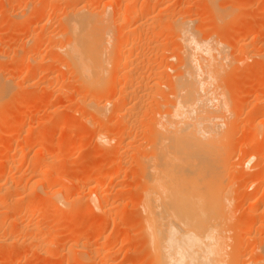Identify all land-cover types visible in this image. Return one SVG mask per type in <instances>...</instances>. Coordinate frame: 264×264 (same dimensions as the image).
Wrapping results in <instances>:
<instances>
[{
	"label": "bare ground",
	"instance_id": "obj_1",
	"mask_svg": "<svg viewBox=\"0 0 264 264\" xmlns=\"http://www.w3.org/2000/svg\"><path fill=\"white\" fill-rule=\"evenodd\" d=\"M57 1L59 0H56V2ZM95 1L99 0H94V3ZM169 1L170 0H107L102 5V8L97 10L96 6L89 7L81 5L83 4V0L76 1L77 3L74 5H70L72 3L68 0L69 5L66 3V8L61 5V8L66 9L65 11L63 10V16L59 19L57 15L59 22L57 21L58 19L56 21L58 27L59 25L60 27L57 31L56 28L55 31H52L46 36V45L48 49L50 48V54L47 60L44 59V55L42 56L40 53L38 47L40 44L39 39L34 40L31 38L32 40H26L27 42L22 44L23 46L21 49L23 53L30 54L28 59H25L29 60L28 63H30L31 60L32 64L34 63L37 69L48 70V68L51 67L53 72H56L54 74L51 70V74L49 75L50 78L41 83V87L46 90L53 85L56 87L57 84L55 85V83H60V86H57L56 90L53 91V93L56 92L55 95L46 94L45 92L40 93L43 94L41 95L43 98H46V102L57 99L63 95L64 97L65 95H72V97L75 95V100L73 101H75L74 103H76V105H73L72 111L69 109L70 112L68 111L69 114L66 119L67 123L64 122L65 124L63 123L64 125H62V127L66 128L67 125H72L73 123H75L74 125L78 124L81 128H87L89 126L97 127L98 129L94 137L97 144L99 143L98 145L101 148V152L103 151L102 149H108L107 145H110L112 141L116 140V143L114 142L115 146H110L115 148V152L113 154L111 153V161H109L110 165L108 164L109 167L107 172H103L100 168H97V166L92 168H96L97 172L93 170L94 174L88 172V174H86L84 172L82 173V171L76 174L61 173L57 170V166L66 161L67 157H62L66 155V151L62 156L56 155L55 157V155H53L49 158H45V154L40 152L38 156L29 160V164L37 169V174L34 176L37 178H35L36 180L31 186H27V189H23L25 190L24 192H28L32 197H35L37 194L35 187L39 186V188H41V193L39 195L41 196L36 202V208L37 206L39 208L43 205H50V207L54 206L56 211L63 212L65 209H68L69 195H71V192L61 191V189H56V187L63 182L71 183L73 188L83 186L86 187L87 190L86 199L89 204L88 210L98 211L104 218H112V216H114V218L116 217L119 219L118 217L121 218L122 216H120L121 212L119 216L117 215L118 213L116 214L117 216L112 214L115 211V207L113 206L114 200L111 197L112 193L108 191L107 193L102 187L106 184L105 178L106 181H111L109 178L114 175H125L128 173L127 171L130 166L131 171L130 169L129 171L132 173V178L138 180L135 182L137 184L134 187L136 190L134 191L138 198L137 202L135 201L134 203L136 204H133L130 201L131 205H136L138 214H135L137 217L129 219V224H135L134 227L141 232V237L139 234L138 236L141 239L140 244L143 247V250L141 249V254L143 256L142 258L140 256L139 262L142 264H245V259H242L243 257L241 254V250L243 249L241 247L242 242L239 243L238 246L237 242H239V239L238 241L235 239L239 235L235 238L234 234L232 236L228 235L229 230L231 231L230 227L233 228V226L237 224L235 222H233V226L230 224L233 218V211L231 209L232 203L229 198H231L230 196L232 194L230 193L231 195H229L231 190L229 187L230 183L228 182V187L230 188V190H228L229 188L223 185V181L224 179L227 180L230 178V176L229 178H227V176L232 171H230L231 163H229V155L232 154L234 149L238 146L242 147L246 145V147H249L250 149H245L244 147L248 152L243 148H238L239 150H243L237 151L239 153L238 156H240V153L242 155V153L245 152V154L243 153V158L241 156V161L243 160L241 163L243 164L244 162L245 167L241 165L243 170L238 168V171L241 170L240 174H242V176H239V172L235 174L234 170L232 171L234 174L231 173V175H235L234 177L232 176V178L236 179V177H241L244 180L246 179V177L243 178L244 173L245 176L248 177V180L250 178L249 182H251L248 184V188L253 190H251L250 195H248L251 202L249 201V211L244 220V230L250 232L255 224H253V222H255L254 220H258L255 218L257 216V209L264 203V169L256 171L258 166H264V109L258 108V110H254L252 108L254 113L256 111L255 119L258 120L253 122L254 115L248 120L249 125H247L246 128L248 127L249 133L245 139H242V142L240 141V145H238V143L235 145V148H233L231 152V148L229 150L227 148L229 146L227 145H229V142H232V138L234 139L233 132L236 134L234 130L238 128V125L232 123V116L236 115L235 111L240 110L241 104L244 103L240 99V97H242L241 94L240 96L237 94L238 92L241 93V91H239L241 87H239V84L241 81H239V83L237 80L245 76L242 75V77H240L239 75V77L237 76L238 78L235 77V81L232 79L234 78L233 75L231 77L232 82H237L236 85H238V87L236 85L232 86L234 90L235 87L238 88L232 92L234 95L237 94V96H239L238 100L235 102L231 95L227 96L225 93V85L223 88L224 77L230 76L229 73L228 75L224 73L227 72V67H230L232 64V55L228 52L226 44L221 41L219 42V40L217 42L214 39V33H206L208 35L205 34L203 37L201 36L204 30L198 28V25L195 26L197 16L192 12V16H188V12H190L189 2L187 5L180 7L181 9H177L179 11H174L175 13H173L169 8ZM89 2H92V0H89ZM22 3L24 4V2ZM198 3H204V6H208V8L206 7L208 10L206 9V11H204L206 12L203 14L205 15L204 17H209L215 22L217 28L219 26L222 28L221 24L225 20H223L222 8L217 5L216 1L198 0L195 4ZM27 7L28 5L26 2L25 5H23V11L28 10ZM44 8L45 7L38 11L29 12L28 15L24 12L22 15L26 16V20L28 21L31 17L35 16L37 12L42 15L46 14L48 10ZM157 9H159L158 11L163 16L161 15V17L158 18V16H153V13L151 15V12ZM169 10L172 14L168 13ZM262 15L260 17H262ZM246 18H248V16ZM248 20L249 19L246 21ZM248 24L249 23H247V25ZM252 25L254 26V24ZM252 25H248L246 28L243 26V28L250 32L249 30L252 29ZM213 28L212 30L215 31ZM31 35L32 34L29 35V38ZM163 36H165L166 40L172 42L169 44V48L171 49L173 47H171V45L175 44L174 48L171 50L167 48V43H169V41H165L166 45L162 44L164 41H158V38L161 37L159 39H162ZM5 39H2V41L0 40V44H4L7 39L9 40V38ZM253 42L255 41L253 40ZM145 49L149 54L142 52ZM12 51L16 53L17 50L14 51L13 49ZM249 53L243 52L241 54V59L254 54V52L251 54ZM255 55L252 57H255ZM40 57L42 58L39 59ZM1 61L0 59V63ZM51 62L54 64L57 63L56 65L59 64L57 70L54 65L49 66ZM32 64L28 66L26 64L27 68H24L25 65L22 64L25 70H18V68H16V70H12V75H9V71L7 72L8 74H6L5 68L4 70L2 68L6 65L3 66L2 63L0 64L2 65L0 66V100L2 98L6 100L8 98V89L17 86L15 85L17 77L26 74L29 75V73L32 74L33 70L30 71L31 66L32 69L34 68ZM261 66H264V64ZM1 69L5 72L2 73ZM249 76L251 77V79L250 77L249 79L255 82L259 79L254 77V74ZM23 77L25 76H22V79ZM26 78V80H28L27 76ZM67 78L68 80H73H70L75 86V88H72L77 90L73 92L71 88L72 90L70 89V91L72 94H69V85H64ZM227 79H229V77H227ZM257 82L259 85L258 87L264 88L263 80H258ZM39 96H35V101L39 100ZM228 97L229 99L230 97L232 98L231 101H233L234 104L229 101ZM15 100H17V98H15ZM25 100L27 101V99ZM229 102L234 105L233 109L230 108L231 104ZM262 103H264V97L262 98ZM109 111H111V114H109L108 117H115V119L119 120L117 121L118 123L111 122L113 121V117H110L112 120L105 119ZM24 116L20 119L21 122L25 120ZM15 118V121L19 119L17 117ZM15 121H13L15 125H18L19 121H17V124ZM11 125H7L9 128V130H7L9 136L16 127L13 126L14 124L12 123ZM10 126L14 128L12 129ZM114 128L117 129L119 133L118 139L117 137L111 139L109 136V134H112L111 132ZM95 129L96 128H94V130ZM138 130L143 135V141L145 140V143L143 144L142 142L140 145L136 143L137 147L134 148V152L132 154L128 152V155L123 151L125 157H122L121 155H123V152L121 154L120 149H123V142L126 143L125 146H129L135 138L133 137L132 139V136H135L134 133ZM44 132H47L45 136H49V131L45 130L43 133ZM236 132L238 131L236 130ZM40 136H42V133L37 136L38 140L43 138ZM46 138H44L45 141ZM38 140L34 139V141ZM42 141L45 142L44 140ZM71 141L72 140H70V142ZM134 142H136L135 139ZM38 143H40V141ZM20 146L22 145L16 143L15 152L11 156V160L9 159V162L19 163L25 159L26 149L24 146ZM5 151L6 150H4V152ZM210 155H212L213 159H211ZM47 156H49V154ZM8 158L9 157L5 156L2 159L1 157L0 162L2 165L6 163L4 165L6 166L8 164ZM99 164L100 162L98 165ZM123 164L126 165V167L123 168ZM249 164L251 167H248ZM132 165L134 169L131 168ZM6 167L3 168L6 169ZM4 169L1 168L0 171L3 170L4 173ZM231 169H233V167ZM253 170H255V174L252 173ZM206 171H208V175L206 174L207 181L210 182L213 179V182L208 185L206 184V189L205 187L202 189L204 186H202L203 183L201 184V180H203L202 175L205 178ZM13 176L11 178H13ZM224 183H227V181ZM1 186L2 183H0V191L2 192L3 187L1 188ZM116 188H114L113 191L116 190ZM204 190L208 191L205 192V195L202 193ZM120 191L122 190L119 189L118 192H116L119 193ZM1 194L2 193H0V195ZM132 195L133 194L129 196L130 199L127 197L128 201L134 198ZM208 195L209 199L207 200ZM18 199L20 200V198L9 199L10 201L8 200L9 203H7L5 199L4 202H2L3 199L0 198V207L3 206L2 214L5 215L3 216L6 219L9 217L10 213L17 214L16 211L19 207L17 206L19 202ZM110 201L113 202L109 203ZM115 201L117 202L116 198ZM114 205L116 206L115 203ZM21 207L22 206H20L18 211H21ZM262 207L264 211V205ZM27 209L25 210L30 211L29 208ZM78 210H80L79 206L73 205L70 207L72 213ZM4 217L0 219L1 228H3L5 223ZM126 219L128 220V218ZM208 220H210L211 224L210 226L208 224V226L205 227L207 229H205V222ZM45 222L46 221H43L40 226H37V228L39 227L38 230L33 231V228L31 233L28 234L25 233L26 231L23 227V225L26 226V224L21 225L19 221L14 219L11 221L9 220V224L3 229H6L11 236V232L16 230L18 233L14 235H17V237H11V239L20 236L26 239V241H29V247L31 249L38 246L37 248L40 250V246H44L41 244H45L46 242H50L51 245L55 244V239H51L52 232L49 231L46 226L47 223ZM114 224H116V222ZM100 226L101 225L98 227L100 228ZM203 228L206 230L204 236L202 233L204 231ZM234 231L232 233H234ZM53 236L55 238L54 234ZM100 240H98V243L94 246H87L88 244H83L82 242V244L79 242L80 245H75L76 252H74L75 255L73 258L79 260L77 261L78 264H90V260L94 262L95 259L93 260L92 258L93 254L95 256H100L98 257L99 260L96 259L98 261H95L97 264H113V262L117 260L115 258L113 259L109 254L112 249L110 250V246L106 244L107 242ZM110 245H112V243ZM261 246L260 249L262 250H259L261 253L256 254V256L252 253L255 257L252 261H249V264H264V247L261 248ZM72 247L74 248V246ZM256 247H258V245H256ZM42 249L44 248L41 247V250ZM258 249L254 251L250 249V252H257ZM31 251L24 254L23 258H31ZM1 253L3 252L0 251V254ZM15 254H20V252L18 251ZM252 257H250V259ZM89 261L90 263H88Z\"/></svg>",
	"mask_w": 264,
	"mask_h": 264
},
{
	"label": "rangeland",
	"instance_id": "obj_2",
	"mask_svg": "<svg viewBox=\"0 0 264 264\" xmlns=\"http://www.w3.org/2000/svg\"><path fill=\"white\" fill-rule=\"evenodd\" d=\"M69 1H70V3H72L70 5H74L77 3L76 1H80V0H69ZM106 1L107 0H99V1H95V3H94V0H92V2H89V0H83V4H81V5H85V6H89V7L96 6L97 10L98 9L100 10L102 8V5ZM196 1H198V0H195V2H194V0H192V1L191 0H170L169 1V4H170L169 8L173 13H175L176 11H179L177 9H179L183 5H187L189 2L188 5H190V8H189L190 12H188V16L189 15L192 16V13H194V15L197 16V19L195 21V26L198 25L197 26L198 28H201L204 30V32L201 33L202 34L201 36L203 37L206 33H208V34L214 33V39L217 42L219 40V42L221 41L224 44H226V48L228 49V52L231 53L230 55H232L231 56L232 57V64L230 65V67L229 66L227 67V69H226L227 72L224 73L225 75L226 74L228 75V73H229L230 76L224 77L225 84L223 82V88L225 85V88H224L225 93L227 94V96L231 95V97L234 99L233 101L236 102L238 100V97L241 94L242 97H240V99L242 100V102H244L243 104H241V109L235 111L236 115L232 116L233 118L231 117L235 121L234 122L232 120V123H234L235 125H238V128H239L238 129L236 127L237 129L234 130L236 134H234V132H233L234 139L232 138V142L231 143L229 142V145H227V146H229L227 148L229 150L231 148V152H232V149L235 148V145H237V143H238V145H240L239 144L240 141L242 142V139L243 138L245 139V137L249 133L248 127L246 128V126L249 125L248 120L253 115H254L253 116V122H256L258 120V119H255L256 118V114H255L256 111L254 113L253 109L254 110L255 109L258 110V108L264 109L263 108L264 103H262V98L264 97L263 96L264 95L263 94L264 88L258 87L259 85L257 82L258 80H261V81L263 80V82H264V66H261L262 64H264V57H263L264 56V14H263L264 13V0H215L217 5L220 8H222L223 20H225L221 24L222 28H221V26H219L220 29H219V27L217 28V25L215 24V22L212 19H210L209 17H204L205 15H203V14L206 13L204 11H206L208 6L207 5L204 6L203 5L204 3L203 4L202 3L195 4ZM22 2H24V4ZM26 2L28 5V7H27L28 10L23 11L24 10L23 5H25ZM53 2H56V0H0V40L2 41V39L9 38V40L7 39V41H5L4 44H0V55H1L0 59L2 60L1 63L3 66L6 65L5 67H2L3 70L5 68L6 72L1 69L2 73L5 72L6 74L9 73V75L10 74L12 75V73H11L12 70H16V68H18V70H20V69L25 70V69H23V65H25L24 68H27L26 64H27V66L29 64H32L31 60H30V63H28L29 60H25V59H28V56L30 54L28 55L25 52L23 53V50L21 49L23 46L22 44H24V42H27L26 40L29 41L31 38L34 40L35 39L40 40V44L38 45L40 53L42 54V56L44 55V59H46V60L48 59V55L50 54L49 53L50 48L48 49V47L46 45V42H47L46 36H48L47 34L51 33L52 31H55L56 28H57L56 29V31H57L58 28L60 27V25L58 27L57 21L59 22L60 17L63 16L62 15L64 13L63 10L64 11L66 10L64 8H61L62 7L61 5H63L64 7L67 4L69 5L68 0H59V1H57L59 3L56 2L57 4L53 3ZM64 3H65V5H64ZM51 4H53V5H51ZM48 6L50 7V9ZM43 7H45L44 8L45 10H48V12L46 11L47 13L44 15L37 12V14L35 16L31 17L28 21L26 20V16L22 15L24 12L28 15L29 12L36 11V10L38 11L39 9H43ZM158 10L159 9H157L154 12L150 11L151 15L153 13V16H158V18L161 17L162 14ZM170 10L168 11V13L172 14V12ZM199 13H200V15H199ZM261 15H262V17H260ZM247 16H248V18H246ZM247 19H249V20L246 21ZM247 23H249L248 25L254 24V26L252 25V29L249 30L250 32H248L247 29H244V28H246V26H248ZM243 26H244V28H243ZM203 27H205V28H203ZM213 27H215V28H213ZM212 28L215 31H213ZM30 34H32V35L29 38ZM208 34H206V35H208ZM215 35H216V37H215ZM159 38H161V37H159ZM159 38H158V41L159 40L160 41L162 40V42L164 41V43L161 42L163 45H166L165 41H167V42L169 41V43H167L168 47L167 46L166 47L167 48L170 47L169 44L172 43L170 40H166L165 36H163L162 39H159ZM253 40L255 42H253ZM174 45L175 44L171 45V47L173 46L172 48H174ZM13 49H14V51L17 50L16 53H14L12 51ZM171 49L169 48V50H171ZM142 52L145 54H149V52L146 49ZM243 52H247V53L250 52L249 54L254 52V54H252V56L255 54L256 55H255V57H252L250 55L247 58L241 59V54ZM41 58L42 57H40L39 59H41ZM22 60H23V62H22ZM25 62H26V64H25ZM56 64L51 62L49 64V66L54 65V67H56L55 69L57 70L59 67V64L58 65H56ZM2 65H0V66H2ZM32 65L34 67L33 69H32V66L30 67V71L33 70L32 74L29 73V75H27V74L22 75V76H25V77H23V79H22V76L17 77L16 78L17 84L15 83V85H17V86H15L14 88L8 89V91H7L8 98L6 100H5V98H2L0 100V161H1V157H2V159L5 156L9 157L8 158V164L6 165L7 167L4 166L6 163L2 165V163L0 162V165H1L0 169L1 168L4 169L6 167V169H4V171H5L4 173H3V170L0 171V172H2V173H0V183H2L1 188L3 187L2 192L0 191V193H2L0 195V198L3 199L2 202H4V199H5V201H7V203H9V201H10L9 199L20 198V200L18 199L19 202L17 203L18 204L17 206H19L18 209H20V206H22L21 211H18V209H17V211H16L17 214L16 213L14 214L12 212L14 215L10 213L11 215L9 214V217L6 216L7 219L4 217L5 215L2 214V210H3L2 207L3 206L0 207V209H1V211H0L1 212V214H0L1 218L0 219H3V217H4L5 223L3 220V223H4L3 228H5L9 224V220L11 221L12 219L19 221V223H21V225L26 224V226L23 225V227L26 231L25 232L26 234L31 233L33 228H34L33 231L38 230L39 227L37 228V226H40L43 221H46L45 223H47V225H46L47 228L49 229V231L52 232L51 233L52 234L51 239H55L54 240L55 244L51 245V243L48 242L50 244L49 245L46 242L45 244H41L44 246H40V250H39V248H37L38 246H36V248L33 247V249L35 250L34 251L33 249H31L29 247L30 244H29L28 240L26 241V239H23L20 236H18V238H12L14 240L11 239V237H17V235H14V234L18 233L16 230H13V232H11L12 233V236H11V234H9L6 229H3L0 227V236H1L0 251L3 252L0 254V264H78L77 261H79V260H75L73 258L75 255L74 252H76L75 245L76 244L78 245L80 242V244L83 243V244H88L87 246H94L96 243H98L97 241L100 239H101L100 241L107 242L106 244L110 246V250L112 249L109 254L111 255V257H113V259L114 258L117 259L113 262V264H129V263L130 264H142L141 262H139L140 256H141V258L143 256L141 254V252H142L141 249L143 250V247L140 244L141 232L138 231V229L136 227H134L135 224H132L133 226L131 224H129L130 223L129 219L137 217V215H135V214H138V211H136V205H131V203L136 204L134 202L135 201L137 202V199H138L136 196V192H135L136 190L134 189L135 185L137 184L135 182H137L138 180L132 178V175H131L132 173L130 172L131 171L130 166H129L128 171H127L128 173H126L125 175L124 174L123 175L122 174L121 175L120 174L114 175L111 178H109V179H111V181H106V178H105L104 180H105L106 184H104V186L102 187V189L104 191H106V192L108 191L109 193H112L111 197L114 200V202L113 201L112 202H113V206L115 207L114 208L115 211L112 214L115 216H117V215L119 216V213L121 212L120 216L121 215L122 216H121V218L118 217L119 219H117L116 217H115L116 218L115 219L114 216H112V218H110V217L104 218V217H102L100 212L88 210L89 204H88V201L86 199L87 198L86 197V194H87L86 187L82 186L79 188H73L72 184L69 182H65V183L63 182L62 184H60L56 187V189L59 188V190L61 189V191L64 190L65 192H68V191L71 192L70 193L71 195H69L70 198H69L68 209H65V210L63 209L64 210L63 212L62 211L61 212L56 211L55 207L54 206L50 207V205H46V206L43 205L42 207H39L40 209L38 208V206L36 208V202L41 196V195H39L41 193V188H39V186L35 187V189H36L35 191L37 192L38 195L35 193L36 195L34 194L35 195V197L33 196L34 198L28 192H24L25 191L24 189H27V186L28 187L31 186V184H33V182L36 180L35 178H37V177H34L37 174V169L35 167H32L29 164V160L35 156H38L40 152H43L45 154V158L46 157L49 158L50 156H53V155H55V157H56V155L62 156L63 154H65V151H66V155L62 156V157H67V159L65 161L66 163L64 162L65 164L62 163L61 165L57 166L58 167L57 170L61 173L64 172L66 174L67 173H69V174L75 173L76 174V173H80L79 171H82V173L84 172L86 174H88V173L91 174L94 171H96V168L95 169H92V168L97 167V166H98L97 168H100V170H102L103 172L104 171L107 172V169L109 167L108 164L110 165L109 161H111V153L113 154L115 152V148H112L110 146L114 145V142L116 141V140L112 141L110 145H107L108 149H106V150L102 149L103 151L101 152V148L98 145L99 143L97 144L96 139L94 137V135L98 129L97 127H90L89 126V127H87L88 129L86 127L81 128L78 126V124L74 125L75 123H73L72 125L71 124L67 125L68 127L65 125L66 128L62 127V125L67 123L66 119H67L68 114L70 112L69 109L72 111L73 105L74 104L76 105V103H74L75 101H73V100H75L74 99L75 95L73 94L74 95L73 97H72V95H65L66 98L63 95L61 97H58L57 99L46 102V98H43L41 96L43 94H40V93L45 92L46 94H51V95L54 94L55 95L56 92L53 93V91L56 90L57 86H60L59 85L60 83H55V85L57 84L56 87L53 85L52 86L53 88L50 87L47 90L43 89L41 87V83L45 82L47 79L50 78L49 75L51 74L52 69H51V67L48 68L49 67L48 66L47 67L48 70L47 69L41 70V69L35 68L34 63ZM13 67H15V68H13ZM56 70H54V71H56ZM46 71H48V72H46ZM52 72H53V70H52ZM53 73L55 74L56 72H53ZM6 74H4V75H6ZM253 74H254V77H257V79L259 78L256 82L253 80H250L251 77L249 75H253ZM232 75L234 77V78H232V79H234V81H235V77H237V76L239 77V75H240V77H242V75L246 77V78L245 77H242V78L237 77L238 78L237 82L241 81V83L239 82L240 84L238 83L239 87L241 86L239 89V91H241V93L236 91V92H238L237 94H239V96H237V94L234 95L232 93L236 89H238L237 88L238 85H236L237 82L236 83L232 82V79H231ZM26 76L28 77V80H26L27 79ZM227 77H229V79H227ZM249 77H250V79H249ZM252 78H253V76H252ZM66 80L68 82L65 81L64 85H66V84H67V86L69 85L68 87H70V88L68 89V87H67V89L69 90V94H70L71 93L70 89L72 87L75 88V86H74L73 82H70V80H72V79L68 80V78H67ZM53 84H54V82H53ZM233 85L237 86V87H235V90H234V87H232ZM231 89H232V91H231ZM72 91L75 92L77 90L73 89ZM67 93H68V91H67ZM39 94H40V96H39ZM37 95L40 98H39V100L35 101V96L37 97ZM231 97H230V99L228 97V99L230 102H232V104H234L233 101H231V99H232ZM15 98H17V100H15ZM25 99H27V101ZM232 104H231L230 108L233 109L234 105H232ZM109 114H111V111H109L107 113V116L105 117V119H109V120L113 119V121H111V122L118 123L117 121H119V120L115 119V117H113V116H110V117H113L112 119H110V117H108ZM12 116H13V118H12ZM22 116L25 117V120L21 122L20 119L22 118ZM15 117H17L19 119L15 121L14 120V119H16ZM236 117H237V120H236ZM246 117H247V120H246ZM13 121H15L16 124L18 123L17 121H19V124L15 125V123ZM236 121L237 122L239 121L238 123H241V124H238ZM11 123L14 124L13 126H16L17 128L11 127L12 126ZM115 123H113V124H115ZM243 123H245V124H243ZM9 124L11 125L10 127L12 129L14 128L12 131V134H10V136L7 133V130H9L7 125H9ZM21 124H22V126H21ZM244 125H245V127H244ZM11 128H10V130H11ZM94 128H96L95 129L96 131L94 130ZM115 128H114V130H112V132H111L112 134L111 135L109 134L111 139L116 138V137L118 139L119 133L117 132V129H115ZM45 130L49 131V133H48L49 136L48 135L45 136V134L47 133V132L43 133V131H45ZM236 130L238 132H236ZM137 132L134 133L135 136L134 135L132 136V139H133V137H135L134 139L136 140V142H134V139H133V142L135 144L132 142L131 144H129V146H125L126 143L123 142V144H122L123 149H120L121 154L123 151L126 152L127 154H128V152H129V154L130 153L132 154L135 150L134 148L137 147L138 143H139V145L142 142H143V144L145 143L144 142L145 140L143 141L144 138H143V135L141 134V132L139 130ZM6 133H7V135H6ZM40 133H42V136H40V137H43V138H40L41 140H38L37 136ZM31 136H32V138H31ZM44 138H46V141ZM34 139H36L38 141H34ZM12 140H13V142H12ZM42 140H44L45 142H43ZM70 140H72V141L70 142ZM39 141H40V143H38ZM235 141H236V143H235ZM16 143L24 146V148L26 149L25 159H23L19 163L18 162L11 163V162H9V159L11 158V156L15 152L14 149H15ZM136 143H137V145H136ZM22 146H20V147H22ZM244 147H245V149L246 148L250 149L249 147H246V145L242 146V147L238 146L237 148H235L236 150L234 149L232 154L229 155L230 156L229 157L230 158L229 163H231L230 167L231 168L233 167V169L230 168V171L234 170L235 174H238V172H239V176H242V174H240V172H241V170H243L241 165L244 166V162H243V164L241 163L243 161V160L241 161V156L243 158V153L245 154V152H243L242 155L240 153V156H238L239 153L237 151L239 150L238 148L244 149ZM4 150H6V151L4 152ZM242 150H239V151H242ZM245 151H247V150H245ZM124 152H123V155H121L122 157L125 154ZM46 154L47 155L49 154V156H47ZM3 155H5V156H3ZM210 156H211V159H213L212 155H210ZM210 156H209V158H210ZM99 162H100V164L98 165ZM103 163H105V164H103ZM127 166H128V164H127ZM249 166H250V164L248 165V167ZM260 166H258L256 168V171L264 169L263 168L264 166H262V165H260ZM103 167H105V168H103ZM124 167H126V165H124L123 168ZM133 167L134 166L132 165L131 168H133ZM238 168L241 170L238 171L239 170ZM129 169H130V171H129ZM232 171L227 176V178H229V176H230V178H232V176L233 177L235 176V175H233L234 173ZM207 172L208 171L205 172V178L202 175L203 180H201L202 181L201 184L203 183L202 186L204 185L202 187V189H204V187L206 189V184L208 185V184L213 182V179L210 182L207 181V179H206ZM231 173H233V174L231 175ZM252 173L255 174V170H253ZM11 175L12 176L15 175V176H13V178H11L12 177ZM236 176H238V175H236ZM18 177H20V178H18ZM245 177L247 180L246 179L243 180L241 177H236V179L239 178V179H237L238 181L235 178H232V179L229 178L230 180L224 179L223 185H225V187L226 186L228 187V184L230 183L229 187L231 188V190L228 187L229 188L228 190H230L229 195H231V194L233 195V196L231 195L230 196L231 198H229L230 202L232 203L231 209L233 211V216H232L233 218L231 219L232 221L230 222V224H231V226H233V222H235L237 224L236 226H233V228H231L229 226L231 231L229 230L228 235L232 236L234 234L235 235L234 238L239 235L238 236L239 238L238 237L235 238V239H237V241L239 239V242H237V241L236 242L238 243V246H239V243L242 242L241 243L242 246L240 245L243 248L242 250L240 249L242 251V252L240 251L242 254V257H243L242 259L243 260L245 259V262H244L245 264H247V263L249 264V261L250 260L252 261V259H254L256 254L261 253V251H259V250H262V249H260V246L262 245L261 248L264 247L263 246V244H264V242H263L264 241V226H262V225H264V221H263L264 220L263 219L264 218L263 217L264 211H263V207H262L264 205V203L259 206L260 209L259 208L257 209V212H256L257 216L255 218L258 220H254L255 222H253V224L254 223L255 224L253 225V228L251 229V231L250 232L245 231L244 230V220L247 217V212L249 211L248 206L250 205V202H251V199L249 200L248 195H250L251 190H253L251 188L250 189L248 188V184L251 182V181L249 182L250 178L248 180V177L245 176V174L243 173V178H245ZM232 180H234V181H232ZM226 181H227V183H224ZM234 186H235V188H234ZM110 187H111V190H110ZM113 187L114 188L117 187L118 189L116 188V190L113 191V189H114ZM119 189L122 191L117 193ZM242 189H244V190H242ZM205 192H208V191L204 190L202 192L203 195H205ZM131 194H133L132 197H134V198H131L132 200L128 201L127 197L130 199L129 196ZM9 196H12V197H9ZM36 196H38V197H36ZM115 198H116L117 202L115 201ZM208 199H209V195L207 197V200ZM34 200H35V203H34ZM20 201H21V204H20ZM130 201H131V203H130ZM112 202L110 201L109 203H112ZM114 203L116 204V206L114 205ZM73 205L77 206V207L79 206L80 210L72 213L70 211V207H72ZM5 206H6V204H5ZM24 208L25 209L29 208L30 211H27L28 209L25 210ZM22 209H23V211H22ZM126 218H128V220ZM115 222H116V224H114ZM239 222H240V224H239ZM205 223H206V225L204 226V228L206 226H208V224H209V226L211 224L210 220L206 221ZM95 225L96 226L101 225V226L99 228L98 226L96 227ZM204 228H203L204 231L202 232L203 236L206 234L205 229H207V228H205V229ZM233 231H234V233H232ZM137 232H139V233H137ZM53 234L55 235V238H54ZM138 234L140 237L138 236ZM106 236H108V237H106ZM136 236H138V237H136ZM261 239H263V240H261ZM77 241H78V243H77ZM258 241H259V244H258ZM111 243H112V245H110ZM71 244H72V246H74L75 249L71 246ZM256 245H258V247H256ZM140 246H141V248H140ZM41 247L44 248V249H42L43 251L41 250ZM250 247H252L253 249ZM256 248L257 249L259 248L258 249L259 252L258 251L257 252H250V249L252 251H254V250H257ZM18 251L20 252L21 255L15 254ZM29 251H31L30 254H32L33 257L31 256V258H29V259H24L23 255L28 253ZM72 252H73V254H72ZM252 253H254L255 256ZM143 254H144V252H143ZM93 256H92L93 260L95 259L94 262L95 261L97 262L99 260L98 257H100V256L99 255L95 256L94 254H93ZM250 257H252V258L250 259ZM96 259H98V260H96ZM90 261H91V263H90ZM90 261L88 263L94 264V262L92 260H90ZM96 262H95V264H97Z\"/></svg>",
	"mask_w": 264,
	"mask_h": 264
}]
</instances>
